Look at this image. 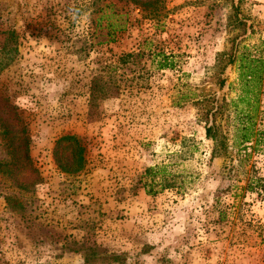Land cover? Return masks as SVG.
<instances>
[{
	"label": "rangeland",
	"instance_id": "obj_1",
	"mask_svg": "<svg viewBox=\"0 0 264 264\" xmlns=\"http://www.w3.org/2000/svg\"><path fill=\"white\" fill-rule=\"evenodd\" d=\"M103 3L124 4L0 0V48L5 33L15 32L0 52L9 61L0 71V122L13 130L10 114L20 116L40 175L22 195L0 179V264H83L85 257L89 264H264V202L239 189L247 171L264 178V142L241 164L232 152L210 157L198 115L206 99H234L230 54L256 55L264 76V0H162L159 21L135 9L113 42L93 45L91 20ZM149 38L174 68L158 70L142 57L113 97L89 106L92 78L107 76V65ZM259 99L257 128L264 130V77ZM216 121L229 146V109ZM64 135L84 146L85 165L74 175L53 163L54 142ZM153 165L174 187L147 195L140 179ZM4 195L19 205H6Z\"/></svg>",
	"mask_w": 264,
	"mask_h": 264
},
{
	"label": "trees",
	"instance_id": "obj_2",
	"mask_svg": "<svg viewBox=\"0 0 264 264\" xmlns=\"http://www.w3.org/2000/svg\"><path fill=\"white\" fill-rule=\"evenodd\" d=\"M120 7L112 3L102 4L96 9L95 15L91 20L92 32L89 34L93 45L98 43H110L115 39L116 34L126 30L130 21V11L139 9L145 17L157 19L159 21L160 10L163 8L162 0H123ZM15 32L9 30L5 33L0 52H5L9 43L15 42ZM151 40H144L137 52L121 54L117 57L114 65H107L104 69L110 71L107 76H94L88 87V103L89 106L94 105L97 99H106L113 97L118 91L119 82L125 79V72L130 68H136L142 57L150 61V64L158 70L173 69L171 55H166L162 50L151 47ZM12 53H16L15 45L9 49ZM7 62L0 61V71L7 66ZM227 63H235L236 68V95L234 99L227 101L220 100L219 103L213 102V99H206V106L200 108L198 115L204 121V134L211 141L210 157H227L229 152L233 153L237 163L245 162L249 151L255 150L258 144L264 142V130L257 128V119L259 113V96L261 85H263V68L262 61L256 55L240 52L236 55H229ZM122 69V74L114 72L113 69ZM222 72L223 67L217 68ZM132 79H141L138 73L132 76ZM131 81V80H130ZM218 86L224 84L223 79L218 78ZM208 105V106H207ZM0 116L4 115L5 106L0 105ZM224 108L229 109L232 114L231 138L229 146L225 144V132L220 121H216V117ZM6 113V112H5ZM8 117L6 118V120ZM10 121L14 123L13 130L9 126H5L4 122H0L3 131L0 132V140L7 153V160L0 161V179L8 184L11 191L22 195L40 183V175L31 164L29 157V136L27 128L16 112H11ZM227 126V123L224 127ZM52 159L56 169L64 174L74 175L83 169L85 165V150L79 137L75 135H64L57 138L52 149ZM251 172V169H250ZM245 173V172H243ZM169 177V173L162 166H151L146 168L143 177L140 179L144 192L147 195L156 194L162 190L174 187V181ZM240 190L253 192L262 198L264 202V178L258 175L251 176L246 172L245 184L239 187ZM14 196L4 195L3 201L6 205L18 206L19 202L13 199ZM264 218V206L263 214ZM117 258L112 256L109 261H116ZM262 260L264 263V248L262 250ZM92 258L85 257L83 264H89Z\"/></svg>",
	"mask_w": 264,
	"mask_h": 264
}]
</instances>
